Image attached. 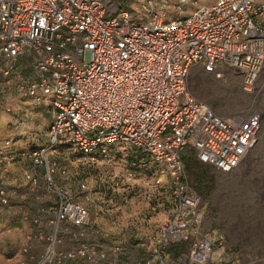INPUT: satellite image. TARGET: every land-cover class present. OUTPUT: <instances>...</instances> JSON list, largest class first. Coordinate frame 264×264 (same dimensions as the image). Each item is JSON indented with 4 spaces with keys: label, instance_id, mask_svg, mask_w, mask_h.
I'll return each mask as SVG.
<instances>
[{
    "label": "built area",
    "instance_id": "obj_1",
    "mask_svg": "<svg viewBox=\"0 0 264 264\" xmlns=\"http://www.w3.org/2000/svg\"><path fill=\"white\" fill-rule=\"evenodd\" d=\"M197 1L142 0L134 10L110 0H0V113L13 112L15 124H25L29 112L13 109V97L50 112L48 146L22 154L42 170V199L51 200L28 216L30 238L45 246L33 264H97L108 257L89 240L87 208L51 179L48 153L57 143L88 166H104L113 147L127 145L148 158L153 184L166 185L170 214L155 233L137 235L136 246L148 256L133 264H238L227 256L213 260L216 240L201 231L199 197L183 158L191 152L198 163L233 170L256 142L260 113L222 117L190 94L186 78L193 65L217 76L230 67L250 90L264 64V0H208L185 10ZM23 177L38 187L34 175ZM8 203L0 183V205ZM65 241L72 248L62 251ZM125 243L122 236L109 250L110 264H118ZM181 245L187 250L167 255ZM27 253L21 245L16 264H27Z\"/></svg>",
    "mask_w": 264,
    "mask_h": 264
},
{
    "label": "rangeland",
    "instance_id": "obj_2",
    "mask_svg": "<svg viewBox=\"0 0 264 264\" xmlns=\"http://www.w3.org/2000/svg\"><path fill=\"white\" fill-rule=\"evenodd\" d=\"M141 1L110 0L113 6L134 10H139ZM208 2L198 0L184 8L190 11ZM218 71L219 76L204 72L200 65L191 66L186 78L187 89L222 117L258 111L260 125L256 142L229 172L195 164L188 152L183 158V162L187 160L185 173L199 197L201 231L216 240L213 260L227 256L238 264H264V64L248 91L243 90L241 77L232 68L221 67ZM27 106L26 99L13 97L11 100L13 109L26 108L29 112L20 127L15 124L13 112L0 113L1 183L9 201L6 207L0 205V239L15 236L14 252L26 245L27 264H33L39 260L45 246L43 241L30 238L34 228L28 216L51 200L42 199V170L33 168L22 154L48 146L50 112L47 106ZM7 140H10L9 145H5ZM48 161L53 165L51 179L56 186L89 211L93 228L89 240L108 254L97 264H110L109 250L122 236L126 243L117 258L118 264H133L148 256L147 248L136 246V237L155 233L160 222L170 214L171 206L166 185L153 184L154 171L146 158L127 145H118L110 150L104 166H88L69 145L57 143L49 151ZM23 172L34 175L38 187L31 188ZM127 174H130L129 180L124 178ZM112 183L117 186L113 187ZM40 226L43 233L49 232L46 219H42ZM70 248L71 244L65 241L59 249ZM187 248L188 245H181L177 249L182 252ZM166 253L171 257L175 251L168 248Z\"/></svg>",
    "mask_w": 264,
    "mask_h": 264
},
{
    "label": "crops",
    "instance_id": "obj_3",
    "mask_svg": "<svg viewBox=\"0 0 264 264\" xmlns=\"http://www.w3.org/2000/svg\"><path fill=\"white\" fill-rule=\"evenodd\" d=\"M1 186L3 187L2 183H1ZM4 207H6V206H4ZM9 212H10V210H9ZM9 212L6 211V214L8 215ZM5 222H7V221H5ZM14 237L15 236H13L11 238L8 237L5 239H0V264H16L17 263L19 256H18V250H16V252H14V250H13L15 248L14 242H13Z\"/></svg>",
    "mask_w": 264,
    "mask_h": 264
},
{
    "label": "trees",
    "instance_id": "obj_4",
    "mask_svg": "<svg viewBox=\"0 0 264 264\" xmlns=\"http://www.w3.org/2000/svg\"><path fill=\"white\" fill-rule=\"evenodd\" d=\"M136 152V151H135ZM191 154V153H190ZM138 155H140V156H142L141 154H139L138 153ZM142 158H146V157H143L142 156ZM194 158V157H193ZM147 159V163H148V158H146ZM187 162V160H185L184 161V166H185V163ZM194 162H195V164L197 163V164H201V163H198V162H196V160L194 159ZM204 165V164H203ZM152 167V166H151ZM189 169H190V167H189V165L187 166ZM178 248V247H177ZM177 248H173V250L175 251V253L173 254V255H176V253L179 251V249H177Z\"/></svg>",
    "mask_w": 264,
    "mask_h": 264
}]
</instances>
